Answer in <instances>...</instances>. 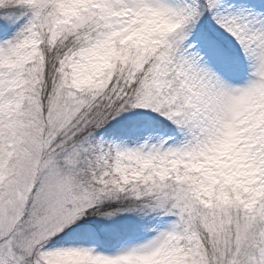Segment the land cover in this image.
Instances as JSON below:
<instances>
[{"label": "snow or ice", "instance_id": "1", "mask_svg": "<svg viewBox=\"0 0 264 264\" xmlns=\"http://www.w3.org/2000/svg\"><path fill=\"white\" fill-rule=\"evenodd\" d=\"M0 264H264V0H0Z\"/></svg>", "mask_w": 264, "mask_h": 264}]
</instances>
